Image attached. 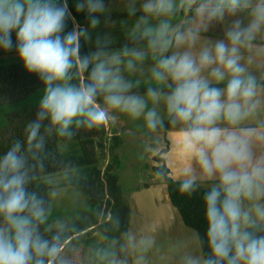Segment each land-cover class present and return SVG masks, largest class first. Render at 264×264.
<instances>
[{"label": "clouds", "instance_id": "1", "mask_svg": "<svg viewBox=\"0 0 264 264\" xmlns=\"http://www.w3.org/2000/svg\"><path fill=\"white\" fill-rule=\"evenodd\" d=\"M196 4L197 0H180L179 5L175 0H147L141 21L147 23L149 15L167 16L177 7ZM75 7L77 12L86 11L96 27L99 19L92 14L103 12L105 3L77 0ZM225 11L236 17L226 39L198 53L190 49L199 39V28L175 32L170 38V23L161 21L142 36L153 53H158L153 78L158 83L171 82V91L163 99L171 123L185 126L180 141L184 150L197 160L203 177L217 181L204 196L206 234L213 257L204 264H264V235L254 230L264 224V204L259 203L264 199V157L254 158L251 149L253 137H261L254 129L240 127L257 112L261 86L241 64L239 54L240 47L264 28V0H204L196 7L198 15L209 19ZM245 11L251 19L242 26L239 13ZM69 19L74 18L67 0H0V49L14 48L27 72L36 74L44 84L37 120L28 126L29 144L36 140L45 118L58 126L60 135H70L67 130L73 122L89 128L106 123L109 109L134 118L145 114L149 127H156L160 123L156 111L145 113L146 101L128 94L132 85L114 66L119 57H109L103 48L81 56L80 39L85 31L74 29L65 34ZM173 41L177 48L187 46L189 50L167 55ZM128 54L144 59L143 52H125ZM74 68L77 75L89 72L87 82L70 83ZM220 84L224 87L217 86ZM99 95L107 108L97 103ZM149 96L153 102L161 99L155 88L149 89ZM222 123L228 127H221ZM19 147L15 145L0 158V216L4 218L0 264H45L43 258L55 255L57 244L38 232L46 212L42 201L25 188ZM194 187L195 178L189 176L181 191L191 192ZM245 200L253 202L249 210L242 207Z\"/></svg>", "mask_w": 264, "mask_h": 264}, {"label": "trees", "instance_id": "2", "mask_svg": "<svg viewBox=\"0 0 264 264\" xmlns=\"http://www.w3.org/2000/svg\"><path fill=\"white\" fill-rule=\"evenodd\" d=\"M69 10L74 19H69L66 22L65 34L67 32L83 29L85 35L80 39V55H89L88 40L84 21L89 20L88 14H80L76 11L77 0H67ZM204 0H198L197 4L188 10V19L182 25L179 32L185 31L189 28L197 17L196 7ZM98 17L97 14H92ZM134 14L131 13V16ZM13 39L15 36L13 34ZM17 54L13 48L10 51L0 49V56H7ZM88 71L77 75V70L72 69L71 83L79 86L81 82H87ZM44 88L43 81L34 73H28L27 70L20 65L0 66V105L15 103L27 99L36 94L40 89ZM149 87H132L128 94H139L149 92ZM159 91L171 90L168 85L155 88ZM103 95L97 97L101 98ZM39 105L17 112L7 114L6 122L0 125V158H2L11 148L19 144L18 155L24 159V168L22 171L26 174L25 188L27 192L35 194L37 200L42 201V207L45 212L51 210L50 191L53 186L43 180V177L59 172L70 171L87 166L100 165L101 159L98 156L100 146L99 138L108 136V132L103 129H98L96 126L89 128L86 124L79 126L74 122L67 130L70 135H60L58 126L51 125L49 119L45 118L40 121V130L36 140L29 144L28 141V126L37 120V113ZM174 124L169 118L167 121L158 124V128L162 130H169ZM109 159L106 167L103 170L96 169V173H100L99 177L104 173L107 191L109 197H106L105 183L101 182L102 192L94 187L90 189L92 195H101L106 199L104 202L103 213L80 226L63 227L59 229H47L44 223L38 224V232L43 239L55 242L57 244V252L51 257H44L45 264H74L76 261L75 250L70 246L74 241L82 236V232L88 230L92 226L99 225L98 228L108 241L118 242L128 232L130 215L127 206L125 205L123 191L119 185V176L116 174L122 168L121 161L117 154L119 146L123 145L119 135L114 134L109 136ZM78 141L82 150L79 156L64 155L59 150V141ZM121 140V141H120ZM166 148L156 155L153 159L154 165L151 167L147 165L149 171L153 176L158 177L161 182L168 184V192L173 205L179 210L185 225L193 229L199 237L200 244L203 250L205 261L212 257L211 249L207 240V222L205 219V193L211 187H205L200 182L195 181L194 190L191 192H182L181 184L183 181H177L170 176V169L168 168L163 154L169 148V142ZM40 144V147L36 145ZM94 173V172H93ZM147 185V183H146ZM96 194V195H95ZM102 196V195H101ZM109 214L111 215L110 220ZM27 215V213H25ZM4 221L3 216H0V222ZM107 221V222H106ZM113 224V226H111ZM257 235H264V224L258 225L254 229ZM92 234V233H89ZM53 237H58L57 241H53ZM91 246V245H90ZM86 244L83 247H89Z\"/></svg>", "mask_w": 264, "mask_h": 264}, {"label": "rangeland", "instance_id": "3", "mask_svg": "<svg viewBox=\"0 0 264 264\" xmlns=\"http://www.w3.org/2000/svg\"><path fill=\"white\" fill-rule=\"evenodd\" d=\"M146 2L147 0H104V11L94 13L99 15L97 17L99 19V24L93 27L90 19L84 21L89 55L99 48H103L109 57L114 56L119 49L118 44L121 38L128 36L133 37L136 32L142 33L148 27H155L161 21L169 22L172 28L180 26L182 20L186 21L188 10L190 9L187 6L183 8L177 7L171 15H149L147 16V23H144L141 21V17L146 15L143 11V5ZM175 3L179 5L180 0H175ZM129 13H133L134 15L130 16L128 15ZM80 14H87V12H80ZM241 14L243 15V22H246L247 18L250 21L251 17L247 11L241 12ZM98 41L99 43H97ZM9 65L23 66L17 54L0 56V66ZM114 66L116 67V65ZM43 93L44 88L22 101L0 105V125L5 124V116L7 114L38 106ZM137 96L144 99L147 103L145 113L148 110L154 109L159 120L164 119L163 121H166L169 119L168 113H164L162 108L155 105L149 93H139ZM97 103L101 107L106 108L104 98L97 97ZM109 117L106 123L96 126L98 129H105L108 132L107 137L102 136L97 140L100 143L104 141L103 146H100L98 150V156L102 162L100 165H97V167L87 166L43 177L44 181L49 182L53 186L50 191L51 210L46 213V220L44 222L47 229H59L63 227L79 228L91 220L92 217L96 218L103 213L104 202L106 200L103 197V193L101 194L102 196L100 194H95L97 197H94L90 189L97 187V189L102 192L101 182H104L106 197H109L104 173L102 172V176L99 177L101 172L95 174V170L97 168L103 170L106 167L111 144L108 138L112 133H115V131H113L115 128L119 130L118 135L121 140L124 141L123 145H121V147L119 146L117 149L122 168L117 171L116 174L119 176V185L125 197L133 195L134 193L132 194V192L135 187L138 186L137 184L143 182L140 177L141 175L136 171L137 158L139 157L141 160L149 159V162L154 163L153 159L156 155L154 156L152 153L157 152V147H164L165 140L157 139L158 136L153 133L157 126L154 128L149 127L145 114L134 118L126 112L110 109ZM148 145L149 147H147ZM59 150L62 154L68 156H79L82 154L80 143L73 140H60ZM183 161V165L187 167L195 165L196 159L187 154ZM141 162L144 163L145 161ZM151 163H149V165H151ZM146 168L147 166L144 164L145 172ZM134 170L135 172H133ZM188 173L195 174L196 172L188 171ZM194 178H196V176ZM259 203L264 204V199L259 201ZM252 206V201H243L242 207L245 210H249ZM253 216H255V213H253ZM0 226H4V221L0 222ZM111 226H113V224ZM179 229L175 241L167 242L169 245H174L172 247L168 245L165 249L167 252L165 254H168V257L172 261H167L166 264H200V261H203L204 264L205 258L202 260L197 258L198 256H195L196 250L194 248L196 245L198 247L197 249L202 251L198 234L187 226H184V228L182 227L181 230ZM95 231H97L95 237H98V239L101 238L102 235L99 228L94 229V232ZM94 232L92 231V234H89L91 232L87 231L83 232L82 236L77 238L70 246L72 250H75L76 264H80V261L85 258V247H83V245H91L88 238H92ZM161 262L165 264L163 260H161Z\"/></svg>", "mask_w": 264, "mask_h": 264}, {"label": "crops", "instance_id": "4", "mask_svg": "<svg viewBox=\"0 0 264 264\" xmlns=\"http://www.w3.org/2000/svg\"><path fill=\"white\" fill-rule=\"evenodd\" d=\"M128 15L131 16V13ZM235 18L236 17L232 16L227 11L211 19L205 16L197 15L191 26L183 31L187 32L188 30H195L198 28L200 29L199 39L196 45L190 50L198 53L201 48L208 46L217 40L226 39V32L230 28L232 21ZM239 18L241 20L242 26H247L249 19L246 17L247 21L243 22V15L241 13H239ZM187 19L186 21L182 20L180 26H176L175 28L171 27L172 31L169 33L170 38L174 36L175 32H179L182 25L187 22ZM142 33L136 32L133 37L128 36L120 39L118 44L119 49L115 55L119 57V63L116 64V67L119 68L120 75L125 81L129 82L132 87L157 88L166 86L171 82L168 81L165 83H158L153 78L152 73L154 67L156 66V59L154 56H158V53H153L149 46L148 39L143 38ZM256 34L257 35H255V37L250 42L240 47L239 54L241 56V64L247 68L248 72L256 78L258 85L261 86L259 95L261 104L257 112L252 117L245 120L240 127L254 129L256 134L261 137L260 139H257L254 136L251 143V149L254 158H259L264 157V28H262ZM186 50H189L187 46L177 48L173 41L172 46H170L166 54L171 55L174 52H183ZM125 52H143L144 59H136V57L131 54L125 55ZM217 86L224 87V84ZM170 91L171 90L160 91L161 99L159 102H154L156 106L163 109L164 113L168 112L163 96ZM132 95L137 96L138 94ZM102 98L104 97L102 96ZM163 120L164 119H160V123L165 122ZM220 126L228 127L224 123H222ZM184 127V125L178 123L173 125V127H171L169 130L165 131L159 129L157 124V128L153 133L158 136L157 139L165 140V144L164 147H157V152L152 153V155L155 156L161 153L166 148V141H168L169 148L167 149V152L163 154V156L168 168L170 169V176L177 181H184L189 176H196L195 181L200 182L205 187H212L213 184L217 182L216 179L203 177L197 160L194 163L195 165L187 167L183 165V160L188 154L180 142ZM113 131H115V133L111 132L112 134L110 137H112L113 134L118 135L119 130L117 128H115ZM147 147H149V145ZM141 161L145 162L142 163ZM136 162V171L141 175L140 177L142 178L143 182L137 184L138 186H136L132 192V194L134 193L133 195L130 197L124 196V203L127 206L130 215L128 232L120 241L111 243L101 232V238L98 239V237H95L97 231L94 232V229L98 228L99 225L92 226L86 230L87 232H94L92 238H88L91 246L90 248L85 247V258L80 261V264H163L161 260H163V262L166 264L167 261H171V259L168 257V254H165L167 253L165 249L169 245L167 242L175 241V237L178 235V229L180 228L179 230H181V228H184L186 225L179 210L173 205L169 197L168 189H164L163 191L164 200L162 204L159 205L161 207L153 204L150 216L146 215V221L144 220L143 214L139 211L138 201L135 199V192L139 191L145 186L153 184L154 182L160 183L161 181L158 179V177L153 176L151 171L148 169H146L145 172L144 164L147 166L149 163H151L149 162V159L141 160V158L138 157ZM153 165L154 163H151L150 166L152 167ZM188 171H194L196 173L191 174L188 173ZM133 172H135V170ZM110 217L111 215L109 214L107 221L110 220ZM151 219L160 221V224H154L155 226H153ZM153 227L155 229H153ZM173 245L174 244L169 246L172 247ZM197 248L198 247L196 245L194 248L196 250L195 256H198L197 258L203 260L205 257L202 247V251H199L200 249ZM200 262V264H203V261ZM74 264L76 263L74 262Z\"/></svg>", "mask_w": 264, "mask_h": 264}, {"label": "water", "instance_id": "5", "mask_svg": "<svg viewBox=\"0 0 264 264\" xmlns=\"http://www.w3.org/2000/svg\"><path fill=\"white\" fill-rule=\"evenodd\" d=\"M164 189H168V184L165 182H154L149 186H145L139 191L135 192V199L138 201L139 211L143 214V218L146 221L147 216H150V212L152 211V205H156L158 207L162 204L164 200ZM170 197V195H169ZM147 199V200H146ZM152 218V217H151ZM154 218V216H153ZM152 225L155 226L160 224V221L156 219H151ZM153 229H155L153 227Z\"/></svg>", "mask_w": 264, "mask_h": 264}]
</instances>
